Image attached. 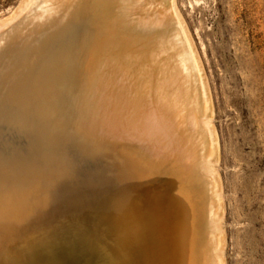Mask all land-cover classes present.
I'll list each match as a JSON object with an SVG mask.
<instances>
[{"label": "bare ground", "instance_id": "obj_1", "mask_svg": "<svg viewBox=\"0 0 264 264\" xmlns=\"http://www.w3.org/2000/svg\"><path fill=\"white\" fill-rule=\"evenodd\" d=\"M212 119L175 0L20 2L0 21V264H83L91 242L98 264H225Z\"/></svg>", "mask_w": 264, "mask_h": 264}, {"label": "rangeland", "instance_id": "obj_2", "mask_svg": "<svg viewBox=\"0 0 264 264\" xmlns=\"http://www.w3.org/2000/svg\"><path fill=\"white\" fill-rule=\"evenodd\" d=\"M22 1L0 0V21ZM175 4L211 95L219 141L225 264H264V0H175ZM106 141L123 140L102 136L101 142ZM113 147L109 144L106 151L112 153ZM91 244L92 260L84 263L98 264L100 247Z\"/></svg>", "mask_w": 264, "mask_h": 264}]
</instances>
